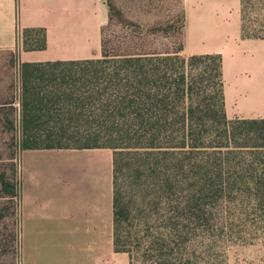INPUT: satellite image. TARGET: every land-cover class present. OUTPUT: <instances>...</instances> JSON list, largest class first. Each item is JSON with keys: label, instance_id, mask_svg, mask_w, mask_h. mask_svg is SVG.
Returning <instances> with one entry per match:
<instances>
[{"label": "trees", "instance_id": "trees-1", "mask_svg": "<svg viewBox=\"0 0 264 264\" xmlns=\"http://www.w3.org/2000/svg\"><path fill=\"white\" fill-rule=\"evenodd\" d=\"M120 15L98 58L18 57L20 150L113 151L114 247L130 263L193 264L264 239V118L228 117L221 53L186 55ZM23 33L25 50L46 48L45 28ZM242 35L264 38V0H242Z\"/></svg>", "mask_w": 264, "mask_h": 264}, {"label": "crops", "instance_id": "crops-1", "mask_svg": "<svg viewBox=\"0 0 264 264\" xmlns=\"http://www.w3.org/2000/svg\"><path fill=\"white\" fill-rule=\"evenodd\" d=\"M112 8L139 24L164 28L157 40L182 39L184 53H221L228 117L264 118V38L242 35V0H0V96H11L0 105L18 94V57H100ZM28 28H45L46 48H23ZM23 153L24 176L7 185L6 195L11 227L19 233V264L128 263L114 247L113 151Z\"/></svg>", "mask_w": 264, "mask_h": 264}, {"label": "rangeland", "instance_id": "rangeland-1", "mask_svg": "<svg viewBox=\"0 0 264 264\" xmlns=\"http://www.w3.org/2000/svg\"><path fill=\"white\" fill-rule=\"evenodd\" d=\"M8 68L12 69V65ZM10 93L11 91H7V95ZM10 100L11 96L9 98L0 96V101ZM18 126L19 103L14 97L13 103L10 105H0V264H19V233L14 232V228L11 227L9 211L11 199L10 197L6 198V195L10 193L7 185L15 180L20 181L24 176L25 164L28 160L27 155L18 146ZM196 248H199L198 244ZM123 253L128 258V263L124 264H150L153 262L142 252H139L134 263H130L128 252ZM120 254L118 253V255ZM196 255H191L192 258H195L193 264H264V239L258 238L251 243H233L225 254L219 257H208L210 256L208 254L200 260ZM108 264H115L114 259H109Z\"/></svg>", "mask_w": 264, "mask_h": 264}]
</instances>
